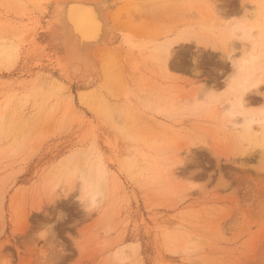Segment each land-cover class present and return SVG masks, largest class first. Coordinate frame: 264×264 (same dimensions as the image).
<instances>
[{
  "label": "rangeland",
  "instance_id": "rangeland-1",
  "mask_svg": "<svg viewBox=\"0 0 264 264\" xmlns=\"http://www.w3.org/2000/svg\"><path fill=\"white\" fill-rule=\"evenodd\" d=\"M57 1L0 0V264H264V0H103L119 38L71 86Z\"/></svg>",
  "mask_w": 264,
  "mask_h": 264
},
{
  "label": "bare ground",
  "instance_id": "bare-ground-1",
  "mask_svg": "<svg viewBox=\"0 0 264 264\" xmlns=\"http://www.w3.org/2000/svg\"><path fill=\"white\" fill-rule=\"evenodd\" d=\"M110 7V4L103 0L56 2L45 33L49 34L48 38L53 45L52 53L56 56L60 80L68 86L75 82L85 85L98 76L99 55L110 49L118 40L119 31L110 13ZM243 39L249 40V36L243 33ZM156 50H159L162 68L167 72L169 66L173 67L169 64L171 44H159ZM257 59L258 57L249 55L247 59L242 58L233 64L235 74L230 89L236 94V113H240L242 101L245 99L244 93L258 87L259 81L252 80L260 65L257 64ZM252 122L250 118L245 126L247 148L244 151L258 147L264 155V131H260V137L256 133L250 134Z\"/></svg>",
  "mask_w": 264,
  "mask_h": 264
}]
</instances>
